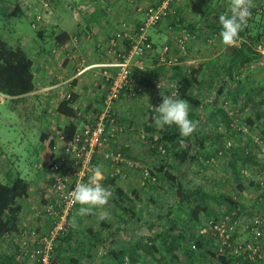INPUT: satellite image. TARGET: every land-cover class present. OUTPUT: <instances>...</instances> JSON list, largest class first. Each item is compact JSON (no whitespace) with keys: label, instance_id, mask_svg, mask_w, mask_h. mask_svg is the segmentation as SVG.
Listing matches in <instances>:
<instances>
[{"label":"trees","instance_id":"trees-1","mask_svg":"<svg viewBox=\"0 0 264 264\" xmlns=\"http://www.w3.org/2000/svg\"><path fill=\"white\" fill-rule=\"evenodd\" d=\"M259 2L251 0L252 14L238 39L242 42L241 47L233 46V51L229 55L227 54L228 56L225 54L228 57L227 60H225L226 56L222 58V62L219 63L220 67L212 72V74L218 72L226 75L230 82L236 84L245 81L242 75L248 71L246 79L252 83L251 85L257 90L254 91L261 98L259 103H256L255 97L248 94L244 107L241 109L242 111L249 105H253L255 119L249 118L247 120L251 130L261 121L264 125V54L259 50L260 46L264 47V2L258 5ZM260 11L263 16L259 20L257 17L260 16ZM22 15L23 12L17 7L16 10L8 14V17ZM42 34L48 35L53 42L60 45H65L70 40L69 35L63 31L51 30L48 32L44 30ZM154 47L159 50L156 45ZM261 63L263 64L261 65ZM164 67L162 66L160 71H163ZM34 71L35 59L32 55L24 47H11L6 40L0 37V93L10 98L8 101L13 105V109L14 107L17 108L20 103L25 101L26 96L36 90ZM173 71V80L177 88L175 98H182L190 103V118L199 122L197 131L189 138L181 137L175 126L157 128L153 123V115L146 124L145 138L152 153L159 159L157 166L154 167L155 170L150 171L151 179H146L148 184L146 187L158 190L160 187L155 185L161 183L166 187L161 186V188H165L171 194V199L168 201L159 203L154 197H150L148 209L144 211L145 202L137 192L128 193L118 185L117 177L106 175L104 184L108 185L109 190L116 195L112 201L119 210L117 219H127L125 223L131 222L132 230H141L145 234L141 233L138 240L134 242L132 249L120 253L111 251L104 256L109 259L110 264H141L140 252L144 254L145 258H154L157 264H184L187 261L189 264H234L235 261L244 264H264V258L260 263H253L244 258L247 257L246 254L233 256L227 248L221 252L219 246H217V237L209 228L201 233H193L195 225L201 223L202 219H208L209 223L214 220L213 218H218L213 203L225 207L224 216L233 213L238 214V211L243 207L234 196L208 192L201 187L187 188L180 178L182 170L187 166L201 165L203 161H209L222 152L229 151L231 153V167L236 178L240 179L239 163L242 167L248 164L264 166V160L253 152L254 146L256 148L258 146L255 145V141L249 134L244 135L243 144L238 147L229 146L225 142L226 137L235 135L232 132V114L227 111L226 106L229 97L237 95L236 93L226 91L223 85L211 101L202 100L199 98L198 89L206 82L202 76L204 66L198 68L179 66L175 67ZM224 84H227V82ZM75 102V95L70 101H61L57 112L69 119L76 118ZM236 108L238 107H235V110ZM207 109H210L208 114L204 111ZM219 119L221 122H219ZM221 125L225 127V131L221 130ZM108 126L110 128V124ZM208 126L213 127V129L210 131ZM78 129L76 124L70 121L67 126L60 127L56 134L48 129L42 130L40 135L42 149L39 154L41 163L47 165L55 158L54 145L58 133L64 134L70 140ZM262 138H264V133ZM126 153L124 150L121 154L127 159L131 158ZM95 159L97 165L99 158L96 157ZM132 159L137 160L135 157H132ZM151 182L155 183L151 185ZM239 190L242 191L243 187L239 186ZM29 192L30 185L20 174L8 184L0 182V238L19 231L18 221L23 210L20 202L28 199ZM134 193L136 197H133L132 194ZM167 204L168 210L164 213L161 210L164 207L166 208ZM151 205L152 207H149ZM176 207L188 212L185 217L188 219L187 222L180 221L182 223L180 227L178 222L174 223L172 220L174 219L172 208L175 209ZM79 208L80 205L78 204L76 213ZM167 219H171V221ZM123 223L122 220L120 224L117 223L118 225H116L106 219L103 221L100 230L88 228L87 231L92 235L89 241L90 250L94 252L93 248L96 250L99 247H106L109 240L99 238L98 234L110 231L113 228H116L115 231L123 230ZM208 226L210 227V225ZM66 235L60 241L67 244L71 241V237L66 239ZM93 252L84 253L82 257L88 256L89 260L93 261L95 259ZM65 253L66 251H60L57 254L56 249L57 255L55 254L53 257L52 264H60L62 260L64 264H80L81 255H78L80 258L76 255L67 261L66 258L68 257H62Z\"/></svg>","mask_w":264,"mask_h":264},{"label":"rangeland","instance_id":"rangeland-1","mask_svg":"<svg viewBox=\"0 0 264 264\" xmlns=\"http://www.w3.org/2000/svg\"><path fill=\"white\" fill-rule=\"evenodd\" d=\"M257 1H260L258 5H261L264 2V0ZM63 2L65 4L63 11L66 14L65 18L69 22L77 23L75 15H79V19H81L83 10L80 6L81 3L85 1L63 0ZM179 2L182 5L181 7L185 8V16L189 18L190 21H194L196 18H199L200 13H204L200 23L201 27L198 28V26H196L197 29L195 28L196 30H192L189 27L179 26L181 29L174 32L176 38L173 43L170 42L168 45L170 47L171 56L178 60L177 65L175 66H165L164 69H162L163 71H160L162 66H157L154 62L155 57L149 60V56L146 61V70L139 72L137 67L134 65L136 59L133 60L131 69L133 70V68H136V73L133 74L138 80L139 85L142 87L143 92L127 101L117 103L114 111V117L118 120V124L122 126L123 131H118L119 133L115 139H109L101 145L96 154V157L99 159L97 165L95 164V166H103V185L110 189L108 185L104 184L106 175L117 177V182L120 187L125 189L130 194L132 191L139 194L140 198L143 202H145L143 207L144 211L148 209L150 197H154V199L159 203L171 199V194L165 190L166 187L161 185V183H157L155 185L160 187L158 190L146 187V185H148L146 183V179L151 178L150 175L147 178L145 177L144 170L148 169L149 173L150 171L155 170L154 167L157 166L159 159L152 153L145 136L147 128L146 124L148 123L149 118L155 114V108L162 103V93L165 95H171L173 98L176 97L177 88L176 83L173 80V69L175 67L185 66L187 68H198L204 66L202 76L205 78L206 82H204L198 89L199 98L202 100L211 101L223 85L226 91H232L237 94L229 97L228 105L226 106L227 111L232 114V132H234L235 135L226 137L225 142H227L229 146L233 145L238 147L240 144H243L244 135L249 134L255 141V145L258 146V148L254 146L253 152L257 153L259 158L264 160V138H262V134L264 133V125L262 124L263 121L251 130L247 124V120L249 118L255 119L252 109L253 105H249L241 111L244 107V102L246 101V96L248 94L255 97L256 103H259V100L261 99L260 95L254 91L256 90L255 87L251 85L252 83H250L248 79H246L248 71L242 75L245 81L236 84L230 82L226 75L218 72L212 74L213 71H216L218 67H220L216 58L221 57L222 59L233 51V46L224 45L219 35L221 31L219 15L228 10L230 0H177L173 5L175 11H177L175 5ZM6 3H10V5L12 4L13 7L17 6V0H9V2L6 1ZM6 3L0 0V4L5 7V9H3V15L0 13V37L6 40L13 48L18 46V43L23 44L28 52L29 50H32L31 55L35 59V51L37 50L34 51V46L36 45V42L42 44L40 36H38L37 32L34 30L39 28L37 27L33 29L30 20L28 21L31 15L30 12H27V16H25V13V15L19 17L9 18L7 15ZM47 4L49 5V3ZM22 5L24 9L27 8V6H24L22 1H20V3L18 1V6ZM43 12L45 11L39 0V6L35 7V14L33 15H42ZM50 14L51 11L46 12V15ZM259 15L260 16H258L257 19L260 20L263 16L261 11ZM174 18L175 21L176 19L179 20V14L177 13ZM42 22L44 21L42 20ZM191 23L192 22H190V24ZM43 25L41 26L43 27ZM47 31H51L50 28ZM135 31L132 28H125L120 34L122 37L119 38V36H115L119 38V48L121 51L125 52L129 49H127L125 45H122L124 41H128L123 35L132 34ZM192 33H194V36ZM168 37V39H172V35ZM183 38H186L187 46L185 52L182 51L179 45V41ZM241 45L242 42L237 41L235 47H241ZM162 48L163 46L161 49ZM259 50L264 54V47L260 46ZM49 54V60H56L58 57L52 56V52ZM209 59H212L213 63L209 64ZM262 64L263 63H261V65ZM225 82H227V84H224ZM19 106L21 107L17 111H14L15 109H13V105H11L9 101H7L6 105L0 104V134L2 136V141H0V162H3V165L5 164L4 169L2 170L1 168L3 166H0V182L8 184L12 182L18 173H20V175L27 180L30 185H32L34 193L38 195H36V199L38 202L37 205L39 206V212L50 197L46 196L49 194V180L45 170L43 169L44 164L41 163L39 157L42 149L40 135L42 130L45 128L46 122H50V115H46V113L44 115L38 101H35L34 99L26 100ZM27 106H30V108L27 109ZM235 107L238 108L235 110ZM234 110L235 113L233 114ZM204 111L207 114L210 113V109ZM219 122H221L220 119ZM208 127L210 131L213 129L211 126ZM221 130L225 131V127L223 125H221ZM124 150L127 152L126 154L131 157L128 159L139 164L141 168H124V166H119L114 163L113 160L105 159L107 154L122 153ZM2 155H6L4 159L2 158ZM132 157H135L137 160H133ZM230 161L231 153L229 151H224L219 154V156L213 157L209 161H203L201 165L185 167L180 173V178L182 179L184 185L189 189L201 187L208 192H218L237 198L243 208L240 207L241 209L238 211L240 227L234 234V239L236 241L245 242L251 239V235L245 228V225L249 223V220L253 217L254 213H257V211L264 212V202H261L260 199V197L264 196V166L260 164H248L242 167L241 163H239L238 165L241 170V177L240 179H237L231 167ZM118 168L121 169V172L115 176ZM3 171L6 175L3 174ZM154 183L155 182H151V185ZM161 186L165 188L163 189ZM239 186L243 187L242 191L239 190ZM41 192L45 195V197L41 194ZM132 195L133 197H136L135 193ZM115 197L116 195L113 194L109 204L105 206V208L93 209L90 213L91 216H88V219L93 220H85L81 225H78L76 231H80L86 226H93L96 228V225H98L100 227V215L102 212H107L109 214L108 219H117V212L119 210L112 201ZM31 199L34 200V197ZM213 204L216 208V213L218 214L216 216L218 217L217 219H221L226 212L225 207H222L217 203ZM167 208L168 204L166 205V208L164 207L161 211L165 213L168 210ZM172 209L174 217L172 220L174 223L178 222L180 227L182 225L181 222H187L188 219L185 217L188 212L180 210L177 207ZM33 210L35 215L37 209L34 208ZM181 218L185 220H181ZM167 220L171 221V219ZM207 220L208 219L204 218L201 223L196 224L193 229V233H201L208 228L211 231L208 226L210 222L208 223ZM45 221L47 224V219H45ZM25 234L26 236L19 240L20 244L23 240L28 239L33 233L29 232ZM74 237L75 240L72 239V243L73 241L77 242V239L79 238L77 237V234ZM261 243L264 247V233L261 237ZM219 244L220 243L218 242V245ZM72 253L77 255L79 252L75 253L74 248L67 249L64 255L65 257L66 255L68 256V258H66L67 261L71 259ZM86 254L88 253L86 252ZM149 259L151 260V263L149 262L150 264H157L154 258ZM82 263H89V261L84 258ZM61 264H64L63 260ZM89 264H93V262ZM184 264L189 263L187 261Z\"/></svg>","mask_w":264,"mask_h":264},{"label":"crops","instance_id":"crops-1","mask_svg":"<svg viewBox=\"0 0 264 264\" xmlns=\"http://www.w3.org/2000/svg\"><path fill=\"white\" fill-rule=\"evenodd\" d=\"M2 1H4V3H6V1L9 2V0ZM18 1L19 3L22 1L24 6H27V8L24 9L23 5L18 6ZM46 1L51 7V14L46 15V12H43L42 15L44 22H40L38 25L39 29L33 28L35 32H37L38 36H42L40 37L42 44L36 42V45L34 46V51L37 50L35 51L36 56L34 71L36 76V90L26 96L25 101L30 99L38 101L44 115L45 113L46 115H50V122H46L44 129H48L56 134L60 127L67 126L70 121L75 123L78 128H81L87 122L85 119L86 115L94 116L96 112L101 109L102 101L107 92V85L104 83L105 81L102 77V71L105 68H111L114 70L116 68L117 61L114 55H108L106 52L107 50L99 49L98 45L101 42L105 43L108 39L118 36L125 28H132L134 31L137 30L144 20V12L142 11L149 6L161 4L163 0H91V2L90 0H79L85 2L81 3L80 6L83 10L81 19H79V15H75L77 23L69 22L65 18L66 14L63 12L65 4L63 0ZM6 4L7 15L19 7L23 12V15L26 13L25 16H27V12H30L31 15L28 21L30 20L31 25L32 22L35 21V16L33 14H35V7L39 6V0H17L16 7H13L10 3ZM0 6V13L2 14L5 7H3L2 4H0ZM181 6L180 2L175 5L177 13L179 14V20L176 19L175 21L174 16H171L165 22L163 21L162 24L149 31V38L151 42L158 47V49H161L162 46H169L168 44L170 42H174L176 38L174 32L181 29L179 26L189 27L192 30H194L196 26H198V28L201 27L200 23L204 13H200L199 18H196L194 21H190V19L185 16V8H182ZM190 22L192 23L190 24ZM41 25H43V27ZM48 27L50 30H56L57 32H66L69 35L70 40L65 45L53 42L48 35L45 36L42 34L44 30L49 29ZM192 34L194 36V33ZM170 35H172V39H168V36ZM87 36H91V39ZM18 44V46L25 48L23 44ZM236 44L237 42L232 46H235ZM122 45H125L127 49L130 47L128 41H124ZM58 48L62 51L60 50L61 52L59 53L57 59L49 60L48 56L50 55L49 53L52 52L51 50ZM31 52L32 50H29L30 54ZM226 58L228 57L226 56L225 60H227ZM150 59H153V56H150L149 60ZM216 60H218L219 63L222 62L221 57H217ZM154 62L156 63V61ZM208 63H213L212 59H209ZM58 64H61V67H59ZM132 72L135 74L136 68H133ZM62 86L70 90L76 97V102L74 104V109L77 112L76 118L74 117L69 119L57 112L58 105L61 102L58 99V93L59 90L62 89ZM9 99V97L0 93V104L6 105ZM127 100L129 99L125 97L122 99V101ZM20 107L21 106L18 108L15 107L14 111H17ZM29 108L30 106H27V109ZM79 114L81 115V118ZM23 136L25 137L24 134ZM0 141H2L1 134ZM5 156L6 155H2V158L4 159ZM0 166H3L1 168L2 170L4 169L5 164L3 165V162H0ZM3 174L6 175L4 171ZM30 190L31 192H29L28 199L20 202L23 210L18 221L19 231L0 238V264H19L16 261V256L21 248L19 240L26 236L25 233L32 232L38 236L47 231L46 221L39 214L40 211L38 212L39 206L37 205V194L34 193L32 185H30ZM42 195L45 197L44 194ZM46 196H50V190L49 194ZM32 197H34V200L31 199ZM149 207H152V205ZM34 208L37 209L35 215L33 210ZM88 216L91 215L88 214L84 217L75 216L77 226H71L69 234L66 235V239L71 237V240H75L74 236H76V234L79 238L77 239V242L73 241L72 243V241H70L67 244L60 241L58 243L57 254H59L60 251L65 252L67 249L74 248L75 253L79 252L77 256L81 255L80 264H84L82 263V260L84 259L82 255L86 252H93L90 250L89 242L92 235L87 230L88 228L100 230L104 221L101 220L100 227L98 225H96V228L93 226H86L84 229L76 231L78 225H81L85 220H93L88 219ZM108 220L116 225H118L117 223L120 224L123 220L124 223L122 229H124L115 231L116 228H113L110 231L98 234L99 238L108 239L109 241L106 247H99L96 250L93 248V253L95 255V259L93 261H90L89 257L85 256V259H88L89 263L110 264L109 259H106L104 255H108V252L111 251L120 253L132 249L134 242L138 240L142 233L141 230H132L131 222L125 223L127 219ZM140 253L141 264H150L151 260L148 259V257L145 258L142 252ZM63 256L64 255H62V257ZM74 256H76V254L72 253L71 258ZM66 257L68 256L66 255ZM23 264H27V262Z\"/></svg>","mask_w":264,"mask_h":264},{"label":"built area","instance_id":"built-area-1","mask_svg":"<svg viewBox=\"0 0 264 264\" xmlns=\"http://www.w3.org/2000/svg\"><path fill=\"white\" fill-rule=\"evenodd\" d=\"M177 0H163L161 4L149 6L144 12V20L138 29L132 34L123 35L129 41L130 47L125 52L119 48V38L113 37L107 42H101L99 49H106L108 55L116 57V68H105L102 71L104 83L107 85V92L101 104V109L94 116H85L87 122L77 130L74 137L70 140L62 133H58L54 145L55 158L49 164L44 165L49 182L50 197L47 203L42 207L39 214L47 219V231L42 235L32 234L28 239L23 240L21 248L16 256L19 264H52L53 257L56 254L57 245L60 239L69 233L71 229V220L76 216L78 203L71 198V191L78 183H86L91 176L95 166L96 154L101 145L109 139H115L118 131L123 128L118 124L114 117V111L117 103L122 101L123 97L131 99L143 92L138 80L134 76L131 67L134 65L139 72L146 70V61L149 56L155 57L157 66H175L178 60L171 56L170 47L165 46L161 50H156L149 38V31L171 16H175L177 11L174 9V3ZM41 5L45 12L50 11L46 1L41 0ZM43 16L35 15L33 28H37L42 22ZM91 39V36H87ZM182 51H186V38L179 41ZM61 49H54L52 56H58ZM61 67V64H58ZM73 93L62 86L59 90V101H70L73 99ZM163 100V99H162ZM80 118L81 115L79 114ZM83 117V115H82ZM110 124V128H108ZM106 160H113L119 166L138 169L141 166L134 161L125 158L121 153H110L105 156ZM121 172L118 168L115 176ZM145 177H149L148 169L144 170ZM264 202V196L260 197ZM239 215L222 216L221 219L210 221L209 225L217 243L219 242L220 251L229 249L233 256L247 257L253 263H260L264 258V247L261 243V237L264 233V212L254 213L245 228L249 231L251 239L245 242L236 241L234 234L240 227ZM33 244V245H32ZM234 264H244L237 261Z\"/></svg>","mask_w":264,"mask_h":264},{"label":"clouds","instance_id":"clouds-1","mask_svg":"<svg viewBox=\"0 0 264 264\" xmlns=\"http://www.w3.org/2000/svg\"><path fill=\"white\" fill-rule=\"evenodd\" d=\"M251 7V0H230L228 10L219 15L221 26L219 35L224 45L232 46L238 41L240 33L245 29L251 17ZM162 96V103L155 108L153 115L154 125L157 128L175 126L181 137H191L197 131L199 122L190 118V103L182 98H173L171 95L162 93ZM102 179L103 166L98 165L86 183H78L72 189L71 198L81 206L76 216H87L93 209H103L109 204L113 193L103 185ZM108 217L107 212H102L100 220H106ZM71 226H77L75 216Z\"/></svg>","mask_w":264,"mask_h":264}]
</instances>
